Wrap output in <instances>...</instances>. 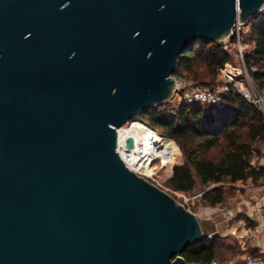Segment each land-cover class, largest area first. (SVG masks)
Masks as SVG:
<instances>
[{"label": "water", "instance_id": "95a60500", "mask_svg": "<svg viewBox=\"0 0 264 264\" xmlns=\"http://www.w3.org/2000/svg\"><path fill=\"white\" fill-rule=\"evenodd\" d=\"M263 6L0 0V264H195L211 228L125 165L117 130L171 99L190 44Z\"/></svg>", "mask_w": 264, "mask_h": 264}, {"label": "trees", "instance_id": "16d2710c", "mask_svg": "<svg viewBox=\"0 0 264 264\" xmlns=\"http://www.w3.org/2000/svg\"><path fill=\"white\" fill-rule=\"evenodd\" d=\"M250 23L247 41L252 45L243 57L244 65L258 88L264 89V13ZM235 37L231 38V42ZM230 56L223 44L198 39L179 56L174 75L195 86L215 89L219 72ZM223 108L213 105L163 103L139 114L130 125L154 129L164 144L161 156L169 176L161 182L172 195L200 192L201 201L216 207L223 204L227 185L264 179V167L251 160L264 145V117L246 102L233 84L222 94ZM152 128V129H151ZM179 158L180 162L174 164ZM226 248L217 237L204 238L188 246L181 257L187 263L211 264L221 259ZM249 253L255 254L254 250Z\"/></svg>", "mask_w": 264, "mask_h": 264}, {"label": "rangeland", "instance_id": "374dc122", "mask_svg": "<svg viewBox=\"0 0 264 264\" xmlns=\"http://www.w3.org/2000/svg\"><path fill=\"white\" fill-rule=\"evenodd\" d=\"M262 13H264V11ZM249 29L250 23L241 25V49L237 50L235 45L230 47L231 50L229 49L228 52L230 60L226 65H231L238 70H243L240 53H242V56L244 57L252 48V45L247 41ZM225 68L226 66L219 72L214 84L216 85V88L222 87L225 84V73H223ZM190 83L192 84V82ZM252 83L256 92L264 96V89L258 88L253 80ZM233 87L236 90L235 85ZM166 103L170 105L177 104L176 102H171V100ZM133 121L138 120L134 119ZM126 126L131 128L137 127V125L130 124ZM141 126L149 127L148 125ZM152 130L155 132V136L152 134V137L156 146V157L147 170H140L137 172L143 173V175H141L142 177L168 193L176 200V202L182 204L188 211L192 212L198 218L202 228L207 230V228L210 227L211 231L207 233V236H211L210 238L217 237L226 248L231 247L233 249L232 252L225 253L221 259H217L215 264H245V258L249 252L245 250L249 249V246L247 245L245 247L246 249L243 250L239 241L241 236H244V230H252L255 228L257 226V220L261 216H264V179L257 182L247 180L245 182H237L234 185H227L228 192L225 202L216 207L205 205L201 201L199 191L188 196L172 195L167 188L161 185V182L169 176L170 168L169 166L166 168L163 166L161 150L164 148V144L160 139L159 134L154 129ZM261 147L260 153L253 160L255 166L264 163L261 154ZM179 162L180 159L177 158L174 164H178Z\"/></svg>", "mask_w": 264, "mask_h": 264}, {"label": "built area", "instance_id": "2783aa9c", "mask_svg": "<svg viewBox=\"0 0 264 264\" xmlns=\"http://www.w3.org/2000/svg\"><path fill=\"white\" fill-rule=\"evenodd\" d=\"M263 11L264 6L261 8L260 13H262ZM241 25L242 24L238 23L232 29L231 36L225 41L221 42L225 51L229 52V49L232 45H235L237 50L241 49ZM232 37H235V41L233 43L231 42ZM240 57L243 64V70H239V74L234 76L224 74L225 84L222 87H217L215 89L195 86L190 82L185 81L176 75H173V78L175 80V90L170 99L171 102L173 101L177 104L184 102L187 104L213 105L218 108H223L221 96L227 90V86L229 84H233V86L235 85L236 87V92L246 102L254 105L264 117V96L256 92L249 73L245 68L242 53H240ZM225 66L227 67V65ZM261 154L264 160V145L261 147ZM256 156H254L251 160L252 166H255L253 160ZM257 166L264 167V163ZM136 173L140 176L143 175V173L140 172ZM210 237L211 236H208V238ZM239 243L243 250H245V247L248 245L249 249H246L245 251H255V254H251L249 252L247 253L245 264H264V216H261L257 220V226L255 228H253L252 230H244V236H241Z\"/></svg>", "mask_w": 264, "mask_h": 264}, {"label": "bare ground", "instance_id": "6f19581e", "mask_svg": "<svg viewBox=\"0 0 264 264\" xmlns=\"http://www.w3.org/2000/svg\"><path fill=\"white\" fill-rule=\"evenodd\" d=\"M223 73L234 76L239 74V70L231 65H227ZM126 125L117 130L118 154L130 170L134 172L147 170L156 157V146L152 133L143 126L131 128ZM127 138L134 140L135 145L133 149L126 147L125 141Z\"/></svg>", "mask_w": 264, "mask_h": 264}]
</instances>
